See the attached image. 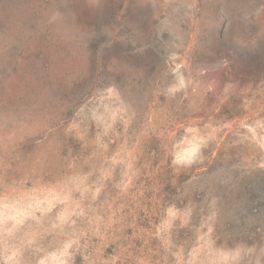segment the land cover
<instances>
[{
    "label": "rangeland",
    "instance_id": "374dc122",
    "mask_svg": "<svg viewBox=\"0 0 264 264\" xmlns=\"http://www.w3.org/2000/svg\"><path fill=\"white\" fill-rule=\"evenodd\" d=\"M0 264H264V0H0Z\"/></svg>",
    "mask_w": 264,
    "mask_h": 264
}]
</instances>
